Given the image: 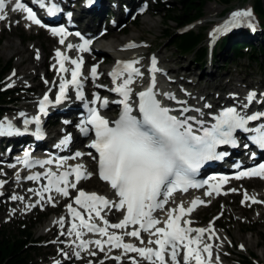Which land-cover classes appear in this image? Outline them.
Segmentation results:
<instances>
[{
    "label": "snow or ice",
    "instance_id": "1",
    "mask_svg": "<svg viewBox=\"0 0 264 264\" xmlns=\"http://www.w3.org/2000/svg\"><path fill=\"white\" fill-rule=\"evenodd\" d=\"M13 2L12 11H21L25 13L24 19L30 21L31 24L45 27L41 19L32 8L26 6L21 0H9ZM38 3L41 9L45 8L44 0H33ZM89 3L92 0H88ZM6 0H0V13L4 12ZM60 11L56 4H51L47 8L48 15H55ZM70 15V14H69ZM252 16L251 10L234 11L231 13V18L224 25L213 30V34L227 32L231 28L241 26V22ZM6 19L4 14H0V21ZM249 27H253L248 23ZM53 36H59V43L65 45V38L68 35L64 27H51L48 29ZM80 36V33H76ZM79 45L67 44L68 50L76 49L79 52H87L89 50V40L83 39ZM126 48L137 47L134 43H129ZM36 58L39 59L37 52ZM56 63L59 65L58 74L70 72L71 79H65L60 75L59 91L55 96V104H60L67 97L69 85L76 89V99L83 100L82 83L79 79L83 59H72L67 54L62 53L59 49L55 52ZM65 62H70L71 68L65 67ZM138 60L118 61L117 67L113 69L109 75L112 77V82L115 85L111 91L119 94L122 99L113 101L122 105V111L119 118L113 122L104 118L97 107L88 108V116L79 126L81 133L87 135L89 132L94 133V139L89 147L95 149L98 153V174L99 178L106 181L114 194L118 197V202H112L103 195L96 193H87L83 189H78L77 195L73 203L78 205L80 209L87 214L85 216L73 207V203L66 205L67 212L73 218V222L67 229V235H75V239L79 241L77 247L86 250L89 245H94L100 252H105V247L108 251L112 249H121L124 254L135 253L139 259L131 258V264H140V261H146L147 264H181L179 257L182 253V264H213L212 262V244L205 242V234L207 240H211L215 234L212 229V222L206 228L191 227V221L186 217L190 215L198 205L205 202L199 199H193L190 205L185 208L183 204H178L175 208L167 210V219L163 221V227H157L162 223L161 220L153 216L156 210H164L165 204L176 191L187 192L191 188L203 187V184L197 183L194 176L201 168L205 161L219 159L223 154L217 153L218 145L236 146L234 133L240 130L244 133H255L249 139L264 149V124L258 127L249 128L248 124L251 121H257L264 117V112H257L251 115L242 114L237 110V107H227L220 111L214 117L215 123L211 127L205 126L204 122L198 120L195 116L185 115L190 109L183 107L180 116L171 115L168 107H163L156 98L155 76L151 78L150 85L144 91H139L135 95L138 96V113L139 116L133 115V107L129 104L130 96L133 92L130 87L134 83V76H141L140 69L135 67ZM160 71L157 67L155 57L151 59L150 73ZM14 75V73H13ZM90 75L93 80L98 79L97 66L90 69ZM122 82L117 83L118 80ZM12 85L9 84L8 87ZM168 99L175 100V96L164 93ZM264 97V93L260 94ZM257 93L250 91L246 96V103H243L241 109H247L250 104L256 100ZM99 96H94L91 101L92 105H96L100 101ZM260 103V101H256ZM108 100H103L99 104L100 108L108 105ZM184 103V102H178ZM52 104L49 96L45 94L39 100V112L43 115H48L46 111L48 105ZM87 107V105H86ZM205 108L211 107L208 104ZM196 112L203 115L201 109H195ZM24 116V113H20ZM194 121L198 127L194 128ZM25 131L29 124L40 125V116L37 115L32 119L23 121ZM91 126L88 128L87 126ZM20 134L19 129L15 128L10 121H0V137ZM40 136V129L37 127L36 133ZM69 137H65L60 141L61 145L67 144ZM247 148L248 145L246 144ZM81 156L80 152L75 153V157ZM29 153L24 152L23 158L19 161L25 167H32L38 164L41 168L45 165H51L52 159L43 161H30ZM96 159V157H93ZM60 165L61 161H57ZM43 175L47 179V184L40 190L36 191V195L43 199V193L55 191L63 197L69 196V188L76 189L77 183L82 179L91 177V173L83 170V165L77 164L71 167L70 170H65L57 174L53 171H45L43 174L35 173L25 177L29 181H39ZM74 175L75 182L69 180L70 176ZM244 177H259L264 179V163L259 164L250 170L240 171L235 178L241 179ZM20 176L17 173V180ZM213 179H216L213 177ZM227 181V177H221L220 183L211 184L210 191L204 193L206 196H211L213 192L220 194V186ZM6 181H0V187ZM204 181V184H208ZM29 191H34L29 189ZM235 192L236 189H230ZM162 197V199H158ZM13 200H23L24 197L12 196ZM246 201L251 203H264L257 200L254 196H249L247 192L243 194L241 204ZM48 202L52 203L53 198L48 197ZM39 203V201H37ZM36 205H26L25 207H35ZM107 209L111 211L115 209L122 213L123 218L117 223H109L101 213ZM94 214V217H93ZM94 218L102 222V226L94 222ZM183 218V226L181 220ZM64 217H61L56 223L63 228ZM218 219V217H217ZM138 227L125 231L122 234H117L114 230H124L129 226ZM79 229V230H78ZM87 233L96 234L99 238L94 240L82 239L84 231ZM149 234L147 245L136 246L133 243H125L124 237H134L140 241L141 245L145 242L141 239V232ZM61 232V235H65ZM106 237V239H105ZM155 237V239H153ZM243 247V246H241ZM95 252H89V255H95ZM77 258L80 253L75 252ZM107 255V253H105ZM167 257V259H166ZM115 261H120V256L111 257ZM103 264V261L100 262ZM215 264H219V257L215 258Z\"/></svg>",
    "mask_w": 264,
    "mask_h": 264
},
{
    "label": "rangeland",
    "instance_id": "2",
    "mask_svg": "<svg viewBox=\"0 0 264 264\" xmlns=\"http://www.w3.org/2000/svg\"><path fill=\"white\" fill-rule=\"evenodd\" d=\"M168 3V0L144 1L143 6L147 7L146 16L148 14L151 16L141 18L140 15L136 14L134 19L131 20L129 17L130 15H127L124 26L121 28L123 29V33L118 35V38L115 37L116 40L114 41L113 39H110V37L116 34L115 31L117 29L108 28L107 31L110 36L106 38L105 44L110 42L120 44L130 37L136 38L140 36L139 41L143 45L145 53L156 54L157 52H160V56L164 57L165 61H171V59L173 61H178V64L177 62H174L176 65L174 63L173 65H175V69L177 68L176 71L177 75L180 76L179 78L186 77V79L190 81L195 79L194 82L196 85L189 91L193 92V94L200 93V91L211 92L212 94L217 95L229 94L228 91H225L224 93L219 92V89H222L219 87L225 86L227 83L229 86L237 85L239 84L240 79L245 82L244 84L254 82L259 85L264 83V67H260L259 63L249 62L247 57H244L239 61H231L228 59L227 63L224 64L227 55L224 52H218L216 53L214 64L210 63L208 60L205 65H202V68L199 69L198 67H200V65L194 62L190 54H180L177 52L172 47L171 42L164 39L167 32L175 30L173 24L166 23L168 10L171 7ZM253 4L254 0H229V4L223 6L215 0H210L204 7V18L195 25L194 31L203 33L206 31V37L203 42L211 48L212 44L209 41L211 31L216 29L221 22L231 14L230 12L246 9ZM226 10H229V13L224 15ZM133 11L134 10H131L130 13L133 14ZM19 22L20 19L15 17L11 19L13 26H10L9 21L0 23V62L2 65L9 64V68L5 72V74L8 73L4 79L3 85L4 89L15 92L13 98L17 100L15 105L7 106L6 110H12L15 114L18 113L19 110L29 111L32 109L33 105L36 103L37 96L44 91V84L49 82L43 78L44 69L52 59V50L56 45L51 42L46 34L40 32H28L22 28L23 25ZM151 23L153 25L155 24L156 27L151 29ZM262 40H264V36L259 37L256 35L253 43L254 45H258ZM8 44H11L14 47L16 46L20 50H28L29 48L33 49L32 53L28 50L21 54L24 64H22L20 68L17 66L21 61V58L14 54V48ZM37 52L42 53V56L43 54L47 56L45 65L43 64L44 67L34 68V66L31 65L34 63L32 61L36 58ZM103 57L106 61L112 63L111 53H108ZM259 61L261 62L262 59H259ZM186 66H189L194 73H192L189 68L183 70ZM15 69L16 73L27 72L30 73L28 74L30 76H33V70H37L36 73H38V78H30L26 84H23L20 87H16L14 84H11L12 86L8 87L10 84L9 78L15 73ZM22 69H24V71H22ZM183 71L188 72L187 75ZM189 72L192 74L191 76L189 75ZM23 75H19V78H22ZM33 77H35V75ZM236 80L238 82H236ZM258 85H255V90H257L256 88ZM220 101L221 100H217V102ZM53 120V118L50 119V121ZM57 137L61 136L58 135ZM2 174L3 172L0 171V175ZM13 177V175L7 174L4 181L9 183ZM17 186L18 184L12 182V185L10 186V195L6 199L0 200V231L5 232L10 237L16 234V231L18 230L17 225L19 223L24 224L25 228H33L32 232L35 234V239L40 243L37 245L34 243L37 253L33 256L36 258V262L39 264H100V262L103 261V264H131L130 258H128L125 263H119L118 261H106V256L101 254H97L98 257L93 261L88 259L84 262L77 263V260L80 257L73 259L71 256V250L66 247V244L68 243L67 235H61V232L67 233L68 225H64L63 228L57 226L45 234L41 233V228L51 216L58 217L65 214L66 204L68 202L66 201L64 205H60L58 209H47V212L42 211V209H44L43 206L33 210L32 207H25L27 204L16 209L14 206L6 204L13 200L11 197L12 194L16 193L15 190L17 189ZM98 186H100V184L95 179H91L86 181L82 188L86 190H99ZM251 186H258L259 189L248 191L249 193H261V191L264 190V185L256 181L235 183L232 186V189L239 188V190L236 189L235 193H232L230 196L227 195V197L215 200L212 205L199 211L193 218L196 226L206 228L209 223L212 222L213 230L219 233H226L228 231L230 237L234 239V243H232L230 237L225 236V242L222 245L217 244L218 253L224 255L227 261H219V264H237L236 261L241 260L243 256H249L251 254L257 258L260 264L264 262V240L260 237L261 234L264 235V203L255 206L248 205L243 208L244 211L240 209L241 200L243 198L242 192L244 189L247 191ZM1 188L2 187H0V194L5 192V190ZM23 189L24 191L29 190L28 187H23ZM237 191L238 193H236ZM20 196L21 194H19V197ZM225 204L229 207L228 211L230 212V216L227 215V212L224 213V209H226ZM257 212H260L261 214L258 217H256ZM39 222L41 223L40 225L37 224ZM247 229H251L253 233L246 234L245 231ZM239 238L242 239L240 240L241 243L242 241L248 242V246L245 247L243 244L241 245L238 243ZM87 255L89 257H94V255H89V253ZM221 255H219L220 258H222Z\"/></svg>",
    "mask_w": 264,
    "mask_h": 264
},
{
    "label": "bare ground",
    "instance_id": "3",
    "mask_svg": "<svg viewBox=\"0 0 264 264\" xmlns=\"http://www.w3.org/2000/svg\"><path fill=\"white\" fill-rule=\"evenodd\" d=\"M7 1L8 0H6V7L4 9V12L0 13V14H4L6 16V19L3 20L4 22L9 19V15H8L9 12L7 10L8 9ZM135 1L139 2V5H138L137 10L134 11V13H136L137 15H140L141 18L151 16L150 14H148L146 16L147 7L143 6L144 1H146V0H135ZM66 6L69 7L68 4H66ZM101 9L102 10H100L99 13H98L99 18L94 20L93 23H92L93 30H94V32H96L98 27L101 26L102 22H105V20L107 18V15H109L111 12H114L117 15L116 19L114 20L115 24L112 25V26H109V28L110 29H117L115 31L116 34L113 35L112 37H110V39H113L115 41L116 40L115 37L118 38L119 37L118 35L123 33V31H122L123 29L120 28L121 27L120 25L124 24L126 20L124 19L123 22H121L120 20L125 18V15L131 9V0H126V1L125 0H103ZM3 21H1V22H3ZM151 25H152L151 29L156 27L155 24L153 25L151 23ZM22 27L26 31H29L28 26H26L24 24V22H23V26ZM213 30L211 31V33L209 35V41L211 42V44H213L215 42V40L218 38V36L220 35V33L213 34ZM80 33L84 34L85 31H81L80 30ZM93 36H94V33L91 34L90 36H88L87 39H92ZM109 36H110V34L108 32H106V38L109 37ZM106 38L104 39V42H102V44H101L102 47H100V49L102 50V56H104V55L106 56V54H108V53L110 54L111 53V58L112 59H123V60H126V61L138 60L139 63L135 64L134 66L135 67H139L140 71H143V72H145L148 69H150V67H151V59H152V57H155L156 61H157V64H159V66L157 65V67L159 69L167 68L173 79H172L171 83L168 84L169 85V89L167 91H165V93H177V95H175V98H179V99H181V101L182 100L185 101L184 104H179V105L188 107L189 109L193 108V110L199 108V109H201L202 113L205 114V111H204V108H205L204 105L205 104L211 105L213 103H216L217 100H221V101L225 100V98H220L219 95L212 94L211 92H206V91H202L201 92L200 91V93H195L194 95H193L192 92H189L192 88H194V84H195L194 80L195 79H192L190 81V80L186 79V77L179 78L180 76L177 75V71H176L177 68L175 69V67H174L176 65L174 62H177V64H178V61H173L172 59H171V61H165L164 60L165 58L160 56L161 55L160 52L159 53L157 52L156 54H151V53L147 54V53H145V51L143 49L144 47L141 44V42L139 41L140 40L139 39L140 36H138L136 38H131L130 37L127 40H124L120 44H116L115 42H110L108 44H105ZM53 42H54V40H53ZM129 43H134V44L137 45V47H135V48H126L125 46L128 45ZM8 45L12 46L11 44H8ZM12 47L14 48V50H13L14 54L18 55L21 58V61L18 63V66H17L18 68H20L22 66V64H24L23 63L24 60L22 59L21 54L23 52H27L28 50L31 51V53H32L33 49L29 48L28 50L27 49L26 50H20L16 46L15 47L12 46ZM70 54L73 55V53H70ZM46 57L47 56H45L44 54L42 56V53H39V59L34 58V61H32L34 63H32L31 65L34 66V68L42 67V66L44 67ZM87 58L89 60V57H87ZM93 61H98V59L94 58ZM98 63L101 66V71L105 72L106 70L104 68H102V66H104L106 63H108V61H106V59L102 58ZM173 63L175 65H173ZM187 68L190 69L189 66H186L185 68H183V70H187ZM198 68L201 69L202 65H200V67H198ZM22 71H24V69H22ZM27 71H28V69H27ZM36 71L33 70V74L32 75L33 76L35 75V77H33V76L28 75L30 73H27V72H24V73L23 72H17L16 73V69H15V73H14V75L13 74L11 75V77L9 78V82H10V84H14V86H16V87H20L23 84H26L30 78L31 79H37L38 78V73H36ZM183 72H185L186 75L188 73L186 71H183ZM192 73H194V72L192 71ZM19 75H23V77L19 78ZM189 75L191 76L192 74H190V72H189ZM50 79H51L50 82H48V84L44 85V88H45L44 92L45 93L49 92L50 90H52L57 85V79H56L55 75H53ZM137 82L138 81H135L133 83V86H136ZM236 82H238V81L236 80ZM239 82H241V80ZM13 88H15V87H13ZM219 88H222V89H219V92H222L224 89L229 88V91L231 92L230 95L233 96V97H239V99L246 98L247 94L250 91H256L254 88H250L249 89L248 87H246V91H245L244 88H242L241 84H237V85H234V86H229V84L227 83L225 86H222V87H219ZM184 89H186L187 91L184 92V94H183V90ZM86 92H88V90H86ZM217 96H219V97H217ZM212 100H214V101H212ZM21 111H24V110H20L19 112H21ZM72 112H76V110H72ZM194 112H196V111H194ZM198 114L201 115L200 113H198ZM65 127L67 129H64V130H68V129L73 130L74 129V122L71 121V123L69 125L65 126ZM58 132L61 133V130H58ZM78 144H79L78 141H76L75 144L73 143L72 148L76 149L77 147H79ZM79 162L82 163L88 169V171L92 167V161H91V159L89 157H84ZM12 182H13V179H11L9 181V183H6V184L3 185V187L1 189L5 190V192L0 194V200L1 199H6V197H8L10 195V193H11L10 186L12 185ZM82 183H84V182H82ZM235 183L236 182H233L231 185H234ZM230 189H232L230 186L226 188L227 194L230 191ZM235 189H239V188H235ZM33 190L34 191H29V190L24 191L23 187H21V185H18L17 189L15 190L16 193H18V195H15V196L19 197V194H21L20 197H24V199L23 200H20V199L12 200L10 203H7L6 205L14 206V208H16V209L21 208V206H24L25 204L32 205L35 202L34 200H35V197H36L35 189H33ZM90 191H96V190H90ZM100 192L103 193V194H108L107 192H105V190H100ZM248 194H249V196L256 197L257 200H260V201L264 200V190H262L261 193L252 192V193H248ZM12 196H14V195L12 194ZM73 201L74 200H72L71 203H73ZM205 202H206V205L204 206V208H206L207 206L213 204L214 200L209 199V200H206ZM247 202H249V201H246L244 205L242 204L240 209L243 210L244 206L247 207L248 206ZM256 204L258 205V203H256ZM38 206H44V205H43V203H41ZM73 207L77 208V210L80 211L85 216V219L87 218V214L84 213V210L80 209L78 205H75L73 203ZM225 207H226V209H224V213L227 212V215L230 216V212L228 211L229 207L226 204H225ZM204 208L199 209L195 213V215L199 211L204 209ZM106 215H107V217H116L117 220H116L115 223H117L120 220V214H118L114 209L111 210V211L107 210L106 211ZM260 215H261L260 212H257L256 217H258ZM161 216H163V215H161ZM194 216H193V218H194ZM61 217L65 218L64 219V225H68V228L71 226V224L73 222H75L77 224L79 223V221H73V218L69 215V213L67 212V208H66V212H65L64 215H61V216H58V217H50L48 219V221L46 222V224L43 226L44 228L43 227L41 228V233L45 234V233L51 231L53 228H55L57 226H60V224L56 223V221H58ZM213 231H214L215 234L212 236L211 240H207V235L208 234H205V242L212 244L213 247H215V248H216L217 244L222 245L225 242V236H229L230 237V233L228 231L226 233L225 232L224 233H219V232H217L215 230H213ZM67 238H68L69 243H71L72 246H74L75 244L79 243V241L75 239V235L74 234L67 235ZM82 239H84L83 236H82ZM148 239H149V237H146V239L144 240L145 244L143 246L152 247V245H147ZM230 240H231L232 243H234V239L232 237H230ZM240 240H242V239L239 238L238 243H240L241 245L243 244V246H245V247L248 246V242H246V241L243 242L242 241V243H241ZM105 252H107V251L105 250ZM219 255H221V254L213 252V255H212L213 264H215V258L219 257ZM221 257L224 260H226V257L224 255H221ZM219 259H220V257H219Z\"/></svg>",
    "mask_w": 264,
    "mask_h": 264
},
{
    "label": "trees",
    "instance_id": "4",
    "mask_svg": "<svg viewBox=\"0 0 264 264\" xmlns=\"http://www.w3.org/2000/svg\"><path fill=\"white\" fill-rule=\"evenodd\" d=\"M210 0H169L171 6L168 10L166 23L175 26L174 31L165 34L164 39L170 41L172 47L180 54H190L196 63H205L206 48L203 46L204 33L194 30L179 34L178 31L187 29L190 25L204 18V7ZM221 5L229 4V0H215ZM245 1V0H242ZM254 13L258 19V36H264V0H254ZM226 10L225 12H227ZM248 32H243L242 41L239 37L228 36L222 40L219 47L214 52H224L231 61H239L247 57L249 62L259 63L260 67H264V40L258 45L248 41ZM1 43V42H0ZM245 50V51H244ZM249 50V52H248ZM259 59H262L260 62ZM9 68V64L2 65L0 62V112L8 104L13 94L2 90L1 84L5 72ZM251 230H246V234H251ZM264 240V235L261 234ZM34 243V233L31 228H25L23 224H19L16 234L8 236L5 232L0 231V264H36L37 253ZM34 255V256H33ZM251 259L242 257L238 264H255L257 258L251 254ZM264 264V263H263Z\"/></svg>",
    "mask_w": 264,
    "mask_h": 264
}]
</instances>
